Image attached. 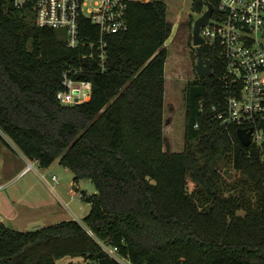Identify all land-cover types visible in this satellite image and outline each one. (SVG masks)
Wrapping results in <instances>:
<instances>
[{
    "label": "trees",
    "instance_id": "16d2710c",
    "mask_svg": "<svg viewBox=\"0 0 264 264\" xmlns=\"http://www.w3.org/2000/svg\"><path fill=\"white\" fill-rule=\"evenodd\" d=\"M207 2L214 4L193 0V11ZM166 7L163 0L130 3L127 29L106 39L102 70L95 45L70 47L63 30L39 27L29 8L0 0L1 131L41 167L57 159L74 180L96 188L81 193L90 204L82 223L18 230L1 222L0 264H56L64 256L97 264L100 242L132 264H264V139L245 146L239 126L212 117L224 97L218 47L201 46L212 74L184 85L183 146L168 148ZM80 29L96 39L88 19ZM69 68L92 91L84 102L62 105L56 93ZM257 129L264 138V119ZM222 163L241 176L230 187Z\"/></svg>",
    "mask_w": 264,
    "mask_h": 264
},
{
    "label": "built area",
    "instance_id": "2783aa9c",
    "mask_svg": "<svg viewBox=\"0 0 264 264\" xmlns=\"http://www.w3.org/2000/svg\"><path fill=\"white\" fill-rule=\"evenodd\" d=\"M149 0H13L18 8H29L39 27L63 30L70 47L90 42L96 46L100 68L105 69L106 39L126 30L130 3ZM212 14L200 29L204 44L219 48L222 72L218 76L224 97L212 105L213 118L222 125L252 128V140H258L257 122L264 119V0H213ZM202 11V12H203ZM88 19L97 29V37L89 41L82 36L80 21ZM71 68L62 73V88L56 98L62 105H73L91 96L90 80L77 78ZM30 165L24 168L29 169ZM56 179L55 176H52ZM101 249L121 264L125 259L117 248L100 242ZM87 264H95L87 260ZM98 264V263H97Z\"/></svg>",
    "mask_w": 264,
    "mask_h": 264
},
{
    "label": "rangeland",
    "instance_id": "374dc122",
    "mask_svg": "<svg viewBox=\"0 0 264 264\" xmlns=\"http://www.w3.org/2000/svg\"><path fill=\"white\" fill-rule=\"evenodd\" d=\"M163 1L167 6V19L172 22L170 36L165 41L168 50V59L165 63L164 136L168 141V148L171 151H179L183 146L184 134L185 109L182 89L188 81L194 80L198 76L196 68V47L192 44V25L193 21L202 12L196 13L193 11V0ZM190 17L193 19L191 25L189 23ZM258 137V140H254L257 143L264 139L261 132H259ZM3 144L6 150L3 149ZM18 150L15 143L0 129V171L3 165H5L6 170H9V166L17 168L18 165L26 163ZM29 165L30 167L27 170H30V172L21 177L16 178L12 173H5L6 179H11L9 180L10 187L23 188V186L40 185L41 182L37 177V173L32 168L31 163L26 164V167ZM221 165L223 172L226 173V178H231V181L228 183L229 187L234 182L240 180V174L236 173L231 165L225 163ZM43 171L47 179H50V174H55L58 177L59 185H57V191L68 202L69 207L75 210L77 215L83 216L87 212V202L83 201L78 196L79 191L74 189L72 190L74 191L73 195L75 197L71 196L70 199L69 196L68 189L71 186L73 173L67 167L62 166L57 159L52 162L50 170ZM78 185L80 189H84L88 194L96 191L94 184L89 179H80ZM189 187L192 188V183H189ZM228 189L233 190L232 188ZM81 221L83 222V220ZM28 229L33 228L28 227L25 230ZM123 262L132 264L126 258L123 259ZM56 264H87V261L81 257L64 256L57 259Z\"/></svg>",
    "mask_w": 264,
    "mask_h": 264
},
{
    "label": "crops",
    "instance_id": "0c3cea01",
    "mask_svg": "<svg viewBox=\"0 0 264 264\" xmlns=\"http://www.w3.org/2000/svg\"><path fill=\"white\" fill-rule=\"evenodd\" d=\"M6 144L9 145L8 143ZM3 149L6 150L4 144ZM18 151L26 163L18 165L17 168H13L9 164V170H6L5 165H3L0 171V223L2 222L18 230L28 227L36 229L70 219L82 223L81 220L87 215L90 204L86 201L88 204L87 212L83 216L77 215L75 210L69 207L68 202L57 191V185H59L58 177L55 174H50V179H47L45 176L43 170H50L52 163L48 167H41L38 161L30 160L20 150ZM28 163H31L32 168L37 173V177L41 182L40 185L23 186V188L10 187L9 180L11 179H6V174L12 173L16 178L21 177L30 172V170L24 171ZM52 176H55L56 179H53ZM79 180H74L72 175L71 186L68 189L69 196L70 199L71 196L75 197L72 190L74 189L79 191L78 196L85 201L81 193H86L87 195L88 193L84 189H80Z\"/></svg>",
    "mask_w": 264,
    "mask_h": 264
},
{
    "label": "water",
    "instance_id": "95a60500",
    "mask_svg": "<svg viewBox=\"0 0 264 264\" xmlns=\"http://www.w3.org/2000/svg\"><path fill=\"white\" fill-rule=\"evenodd\" d=\"M212 4H207V9L204 10L194 21L192 25V44L196 47V68L200 77L209 76L212 74V61L209 58H204L201 46L204 45V38L200 34L201 27L205 26L212 14ZM253 129L246 130L245 128H238L237 135L241 143L245 146L249 145L252 141ZM98 264L107 263V253L104 250H100L97 253Z\"/></svg>",
    "mask_w": 264,
    "mask_h": 264
}]
</instances>
